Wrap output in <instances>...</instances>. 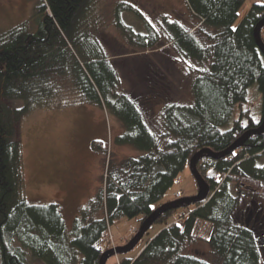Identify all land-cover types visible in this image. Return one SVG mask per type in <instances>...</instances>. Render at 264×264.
<instances>
[{"label":"trees","instance_id":"16d2710c","mask_svg":"<svg viewBox=\"0 0 264 264\" xmlns=\"http://www.w3.org/2000/svg\"><path fill=\"white\" fill-rule=\"evenodd\" d=\"M30 1L36 2L33 20L0 35V264H27L21 250L42 264H100L116 222L138 219L141 226L195 155L222 153L261 127L264 55L254 31L264 18V2L253 4L237 25L249 0H186L197 34L170 21L157 30L136 5H114V27L130 47L143 52L168 48L178 61L197 65H187L194 77L193 101L182 105L159 92L165 90L160 80L153 83L156 93L148 104L122 91L116 57L106 52L98 31L103 0ZM124 14L137 17L145 33L128 26ZM254 87L261 97L259 114L252 108ZM8 102H21L22 108L13 110ZM81 105L115 117L123 127L116 146L142 156L108 166L104 189L68 231L57 205L38 206L24 197L18 125L36 109ZM92 150L105 148L94 142ZM261 157L264 135L250 137L221 160L204 156L197 170L210 187L208 201L186 208L180 224L172 220L177 211L161 216L154 225L162 230L137 257L120 254L118 264H209L185 253L195 242L206 243L219 264H261L256 233L235 221L243 201L264 199Z\"/></svg>","mask_w":264,"mask_h":264},{"label":"rangeland","instance_id":"374dc122","mask_svg":"<svg viewBox=\"0 0 264 264\" xmlns=\"http://www.w3.org/2000/svg\"><path fill=\"white\" fill-rule=\"evenodd\" d=\"M121 1L136 5L143 18L157 30L165 21H170L186 26L197 34V21L192 16L186 0H103L98 14V31L106 52L109 56L116 57L114 63L119 72L122 91L135 99H143L148 104L154 100L153 83L160 80L163 90L165 86V92H159L167 93L168 99L173 103L191 104L194 77L187 65L193 68L197 65L178 61L174 52L168 48L143 52L130 47L114 27V5ZM259 1H247L239 14L237 25L247 15L251 6ZM35 7L36 2L30 0H0V35L32 21ZM123 19L137 33H145L142 22L134 15L124 14ZM262 39L264 40V33ZM163 45L160 44V47ZM256 90L254 87L251 91L254 102L252 108L255 114H259L261 97ZM8 105L13 110L22 108L21 102H8ZM150 111L148 115L152 117V110ZM158 111L159 109L155 110L156 113ZM121 128V123L115 117L95 107L81 105L54 111L33 110L18 125V140L23 150L26 201L38 206L57 205L68 231H71L83 209L104 189L108 166L113 164L118 167L126 160L142 156L133 148L116 146V139L123 134ZM94 142L101 143L105 151L94 152ZM263 162L264 157H261L258 164ZM230 190L232 194L236 192L233 186ZM177 195H180V198H177ZM197 195V183L187 169L158 207ZM185 213V209L178 210L172 218L173 222L178 223V218ZM98 217L102 218V214ZM235 221L254 230L261 251V264H264V199L243 201L235 214ZM140 227L138 219L116 222L109 230L107 252L127 246ZM161 230L160 225L151 227L143 242L130 252V257H137L144 244ZM14 247L21 250L17 242ZM21 251L27 264H42L30 251ZM185 253L209 264H219L210 247L203 242L190 244ZM119 255L111 258L108 264H118Z\"/></svg>","mask_w":264,"mask_h":264},{"label":"water","instance_id":"95a60500","mask_svg":"<svg viewBox=\"0 0 264 264\" xmlns=\"http://www.w3.org/2000/svg\"><path fill=\"white\" fill-rule=\"evenodd\" d=\"M263 29H264V18L256 26L255 31H254V37H255L257 46L259 50L261 51V53L264 55V42L262 40ZM262 135H264V108H263L262 125L259 129L247 132L245 135H243L242 138H240L237 142H235L229 149H227L226 151L222 153H214L209 150H203L199 152L197 155H195V157L191 160L189 170L198 186V195L196 197L178 200V201L166 204L160 207L159 209H157L149 219L143 222L139 231L137 232L133 240L127 246L106 252L105 254L102 255L100 264H107L108 260L113 258L115 255H119L122 253L128 254L132 252L139 245V243L144 239L145 235L151 229V227H153L154 224L160 219V217L166 214L167 212L186 209L190 207L191 205L202 204L208 201L209 196H210V187L197 170V164L201 161V159L204 156H208L214 160H221L229 156L230 154L234 153L238 149H240L250 137L262 136Z\"/></svg>","mask_w":264,"mask_h":264},{"label":"built area","instance_id":"2783aa9c","mask_svg":"<svg viewBox=\"0 0 264 264\" xmlns=\"http://www.w3.org/2000/svg\"><path fill=\"white\" fill-rule=\"evenodd\" d=\"M177 198H180V195H177L176 196ZM183 219H182V217H180V218H178V222H181ZM112 238V237H111ZM113 239V238H112Z\"/></svg>","mask_w":264,"mask_h":264},{"label":"crops","instance_id":"0c3cea01","mask_svg":"<svg viewBox=\"0 0 264 264\" xmlns=\"http://www.w3.org/2000/svg\"><path fill=\"white\" fill-rule=\"evenodd\" d=\"M263 33H264V32H263ZM263 33H262V34H263ZM121 130H122V132H123V128H121ZM122 132H121V133H122Z\"/></svg>","mask_w":264,"mask_h":264}]
</instances>
